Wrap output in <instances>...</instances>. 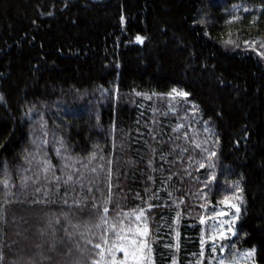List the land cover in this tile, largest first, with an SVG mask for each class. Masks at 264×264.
Masks as SVG:
<instances>
[{"label": "trees", "instance_id": "obj_1", "mask_svg": "<svg viewBox=\"0 0 264 264\" xmlns=\"http://www.w3.org/2000/svg\"><path fill=\"white\" fill-rule=\"evenodd\" d=\"M240 2L0 0V160L19 171L10 189L15 196L5 197L0 189V212L7 216L0 241H18L3 249V264H41V252L52 264H66L69 257L59 254L63 249L72 247L75 256L74 242L85 248L78 235L67 239L63 218L48 226L66 208L31 206V193L40 186L34 179L27 197L19 187L21 175L40 172L33 140L51 142L53 131L71 149L77 167L82 157L89 169H97H84V190L77 185L68 197L69 204L84 202L83 213L74 210L70 219L94 243L100 229L85 231L99 222L90 211L93 203L100 214L103 207L110 209L109 222L119 212L126 224L124 213L152 203L146 222L156 264H172L169 246L179 264H190L207 227L199 225L198 215L227 210L220 201L238 181L241 218L230 243L241 252L255 247L257 264H264V58L223 43L229 33L241 41H264V15L254 8L261 0H248L245 6L253 12L241 11L243 22L227 26L225 9ZM254 16L259 21L252 26ZM201 19L206 22L199 24ZM136 34L146 37L144 44L129 42ZM172 88L190 96L167 95ZM29 108L34 111L25 116ZM113 125L114 134L108 135ZM96 144L103 151L89 163ZM53 147L44 145L55 162ZM205 148L218 157L211 189L205 188V169L198 163L204 157L207 168ZM109 196L113 202L105 204ZM54 239L63 244L52 252ZM91 248L87 245L85 260L93 255Z\"/></svg>", "mask_w": 264, "mask_h": 264}, {"label": "snow or ice", "instance_id": "obj_2", "mask_svg": "<svg viewBox=\"0 0 264 264\" xmlns=\"http://www.w3.org/2000/svg\"><path fill=\"white\" fill-rule=\"evenodd\" d=\"M248 3V0H241L238 4H232L230 8L225 9V15L228 16V19L225 21V24L231 27L232 24L237 22H243V17L239 14L241 11L243 13L251 14L254 8L259 10L260 15H264V0H261V3L254 8H249L245 6ZM67 7V4H65ZM52 15V13H48ZM123 22L124 17H120ZM259 21V16H254L251 25L255 26ZM206 21L201 19L198 21L199 24H204ZM208 35V33H205ZM146 40L145 36L136 34L134 40L129 42H135L137 44H144ZM226 47L230 46L233 49L244 48L245 51L253 50L257 52V55L264 58V41L259 43L255 40H240L239 38L233 39L231 33H229V38L223 41ZM108 91V90H103ZM167 95H175L177 97L188 98L190 93L184 90H177L172 88ZM4 97L0 95V101H3ZM175 110V109H173ZM34 111L33 108H29L25 112V116H29ZM115 126L113 125L108 130V135H113ZM204 131H208L207 128ZM43 133L42 135H46ZM52 141L40 139L39 143L36 140H33L34 152L37 155H40V161L37 164V167L40 169L38 174L34 173V177H29L26 175L20 176L19 187L22 192L25 193L27 197V189L29 186V181L34 179L35 184L40 186L34 187V191L31 193L32 199L29 201L31 206L44 205V206H55L59 205L61 209L66 208L67 211H61L58 216H53L48 220V226L52 227L53 222L59 225L63 222H66L68 227L64 229L65 236L69 241H73V237L78 235L80 239L84 240L85 248H81L78 242L75 243L76 253L79 255H73V248L67 247L63 249L59 254L69 257L66 261V264H156L153 254L152 246L148 242V236L150 229L148 226L146 211L153 209L154 205L152 203H147V208L138 207L136 210L124 213L125 217L129 218V222L126 224L124 219L121 218L120 213H116V217L109 222L108 214L110 209L108 207H103L102 213L100 214V206L93 203L91 205V212H94L98 215L99 222L91 225L85 226V231L91 235V228L100 229L99 241L93 242L92 239L85 237L84 232H80V224H73L71 222V215L74 210H78L81 213L84 211V202L78 199H74L72 204H69V194L76 193V186L79 185L81 191L85 188V181L87 177L85 176L84 169L92 173H96V168H88V165L83 164V158H79L80 166L77 167V160L73 158L71 149L66 145L63 137H58L56 132L52 133ZM52 143L54 145L53 151L55 153V162L53 158L48 155L44 149L45 144ZM113 146H115L113 144ZM196 147L199 148L200 144H196ZM94 151L88 157L89 163H92L96 159L97 151H103L100 148L99 144L93 145ZM207 153V168L205 163H203L204 157L201 158L199 163L200 169H205V172L202 175L206 176L204 181L205 188L211 189L213 182L217 180L216 167L217 164L213 162L214 158L217 157L215 151H211L207 148L203 149ZM35 157H33L34 159ZM27 159V158H26ZM100 159H104L103 156H100ZM190 159H192L190 157ZM29 164L32 163V160L28 161ZM22 167V166H17ZM100 167H103L101 165ZM0 169H2L3 179H0V189H2L5 197L15 196L16 193L10 191L14 186L13 180L16 175H19V171L16 169H10L9 163L6 161L0 160ZM29 169L25 168L24 171L27 172ZM211 170V171H209ZM59 172V175H57ZM191 175V173H188ZM88 184H93V181H88ZM229 188H234L235 191H230L229 195L224 196L220 201V204L226 205L227 210H212L210 209L209 214H199L198 223L199 225H206L207 227L202 230L199 237V251L193 253V261L190 264H257L255 259L256 257V248L245 250L241 252L236 248V245L230 243V238L237 235V222L241 218V207L240 203L243 200V189L240 187L239 182H233ZM112 185L108 184V191L111 192ZM91 191V188H89ZM61 193L63 195L61 196ZM58 198V199H57ZM203 199V197H200ZM12 201L5 199L4 203L8 204ZM105 204L112 203V197L109 196L105 199ZM118 207V205H116ZM201 209L208 207L207 202L200 204ZM234 210V211H233ZM181 213H177V218H179ZM7 224L6 213L0 212V232H3V225ZM69 228L75 229L76 232L69 231ZM55 230H53V235H55ZM179 232L176 233L177 244L175 245L176 249L180 248L179 245ZM211 242V244H209ZM18 241H12L10 244L0 241V264H3L5 260L4 248H12L13 245L17 244ZM63 244L62 239H54L49 243V250L52 252L57 251V248ZM87 245H92L91 252L93 255H89L87 259H84L85 249ZM207 246V247H206ZM37 248H41L42 245H36ZM227 253L221 257L217 253ZM169 253L172 255V264H179L175 255L172 254V246H169ZM118 253H122V256H118ZM41 264H52V257L45 256L42 252ZM32 264H36L35 261Z\"/></svg>", "mask_w": 264, "mask_h": 264}, {"label": "rangeland", "instance_id": "obj_3", "mask_svg": "<svg viewBox=\"0 0 264 264\" xmlns=\"http://www.w3.org/2000/svg\"><path fill=\"white\" fill-rule=\"evenodd\" d=\"M209 244H211V242H209ZM217 255L223 257V253H217ZM211 262H208V264H210Z\"/></svg>", "mask_w": 264, "mask_h": 264}]
</instances>
